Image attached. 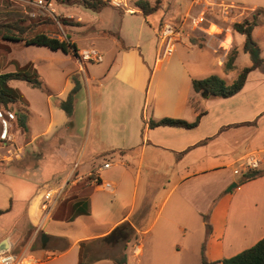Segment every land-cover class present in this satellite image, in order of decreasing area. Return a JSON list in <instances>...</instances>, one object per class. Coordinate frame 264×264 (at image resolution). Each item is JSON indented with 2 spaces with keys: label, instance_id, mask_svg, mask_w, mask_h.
I'll list each match as a JSON object with an SVG mask.
<instances>
[{
  "label": "crops",
  "instance_id": "0c3cea01",
  "mask_svg": "<svg viewBox=\"0 0 264 264\" xmlns=\"http://www.w3.org/2000/svg\"><path fill=\"white\" fill-rule=\"evenodd\" d=\"M169 2L163 0L161 7ZM189 2L200 5L190 6L181 22L162 18L156 28L149 24L155 37L160 25H172L184 43L182 52L174 45V52L160 60L156 48L147 78L146 41L123 23L125 14L142 15L135 4L133 12L119 10V23L104 20L103 16L111 17L113 12H96L98 24L84 27L95 35L96 42L89 48L80 49L71 41L78 60L80 52L92 49L101 54L100 63L110 53L111 60L102 69L84 68L79 61L80 89L72 117L58 121L50 117L41 133L29 134L27 145L40 136L59 137L60 169L0 168L1 174L17 182L18 190L28 188L22 220L25 233L2 238L0 243L5 240L6 248L1 249L31 258L32 264H77L81 243L105 251L123 242L126 246L128 238L140 235L143 241L132 247L133 256L138 257L143 248L153 245L154 238L176 232L183 238L196 237L198 244L204 242L206 261L215 262L264 238V174L240 182L246 172L243 158L255 157L258 166L251 170H264V69L250 71L241 90L229 98L204 99L195 94L192 79L216 75L230 84L236 78L242 69L237 68V57L234 69L225 72V56L215 49L222 44L234 48L238 56L244 36L240 34L243 39L237 45L236 32H225L206 16L204 10L211 0ZM79 14L81 26L85 23ZM189 16L200 21L197 27L191 25ZM211 26L218 30L210 32ZM227 35L230 41L225 46ZM252 37L262 56L264 23L258 24ZM97 42L109 44L96 48ZM202 56L206 66L200 63ZM72 86L67 77L58 100H64ZM57 102L53 110L58 108ZM199 112L204 114L191 129L148 126L150 121L165 118L191 123ZM105 163L107 168L102 167ZM105 183L110 189L103 187ZM59 186L63 189L57 204L43 214L42 191ZM21 194L17 193L15 202L21 201ZM38 234L42 245L32 249ZM116 235L118 239L113 241ZM21 243L23 247L16 248ZM122 252L103 255L95 264H127Z\"/></svg>",
  "mask_w": 264,
  "mask_h": 264
},
{
  "label": "rangeland",
  "instance_id": "374dc122",
  "mask_svg": "<svg viewBox=\"0 0 264 264\" xmlns=\"http://www.w3.org/2000/svg\"><path fill=\"white\" fill-rule=\"evenodd\" d=\"M139 1L148 2L151 6L155 3V0H127L128 6L132 8ZM189 1L193 0H170L168 5L162 8L163 0H161L159 8L152 14L147 15L146 18L142 15L141 17L139 14H123V23L130 26L133 35L139 34L140 39L144 42L146 41L148 51L145 66L147 70L146 78L152 71L153 58L151 54L157 48V39L151 33L149 24L153 28H156L162 18L165 22L169 23L181 22L186 15L185 13L189 10L188 8L192 5L193 8L199 4L192 3L191 5ZM211 1L213 3L206 5L209 9L204 10L206 16L218 24L219 27H222V29L228 28L230 33H232L231 25L234 22H251L256 18L258 24L260 22L264 23V0ZM71 2H74V0H0V24L10 22L18 26L26 27L25 34L44 32L60 40L72 41L80 49L89 48L91 46L90 44L96 41L93 39L95 35L92 36L86 29L89 26L98 24L97 14L91 10L82 8L76 2ZM108 7L113 9H108ZM103 9L105 11L102 14L113 12L111 17L108 15L103 16L106 22L113 20L114 23H119V16L121 15L119 8L108 5L101 10ZM201 10L203 11V6ZM79 13L82 14L83 23H85L81 26L78 25L79 18L77 15H80ZM185 24L182 25L184 29L187 28ZM216 29V27L211 26L210 32L213 33L218 30ZM242 39L243 36L235 33L237 45ZM182 43H184L183 39L175 40L176 48L180 52H182ZM108 44L97 42L94 46L101 48ZM231 49L233 48H225L220 44L215 49V52L221 55V57H226ZM76 57L71 49L67 53H63L58 50L51 51L42 46H25L23 42H11L0 38V74L8 72L27 73L31 79H37L42 86L41 89L32 88L21 80H15L10 83L11 87H18L22 90L29 107L26 109L25 132L12 119L11 121L9 120L10 118L4 114L7 111L0 108L1 111H4L2 117H0V168L4 166L25 168L40 166L46 171H53L62 167L63 164L60 156L62 146L59 137H51V135L40 136L38 139H34L30 145H27V142L30 133L35 135L45 129L50 117H52L53 121H58L59 118H65L62 110L58 108L53 110L52 107H54V103L60 98L57 94L62 90L66 78L68 77V80H71L70 75L75 72L78 74L77 78L81 76V72L78 71L79 61L84 68L97 67L102 69L107 67L112 53L103 56L101 63L86 62L81 60L80 57L79 60ZM262 57L264 58V50ZM206 62L205 57L202 56L200 63L205 64ZM250 63L249 56L243 51H240L236 59L237 68L246 67ZM159 69L160 67L157 70ZM221 75L223 77V73ZM22 107L23 105L21 104H15L13 105V110ZM78 110H80V107ZM23 112L25 113V111ZM76 117L79 121L81 120L82 116L80 111H78V116ZM4 129H6L7 135L5 139H2L1 135ZM81 129V126H79L80 132ZM100 159L102 160V158ZM24 189L18 190L17 182L15 183L12 179H8L0 173V211L12 208V211L9 212L8 210L0 214V241L4 237L13 236L14 232L25 233L26 229L22 224V220L26 204L25 199L27 197L24 192L28 188L26 190ZM18 192L22 193V199L21 201L15 202ZM45 229H50V224ZM58 229L62 230L63 227L59 226ZM116 239H118L117 235L113 238V241ZM196 240V237L183 238L176 232L170 236L154 238L153 245L150 248L149 246L143 248L138 257L133 256L132 247L143 241L140 235L128 238L125 241L126 246H124L123 242L113 248H106L105 251H102L99 247L94 248L86 244L83 247V261L85 264H95L103 255L111 257L119 255L123 251L121 257L126 260L127 264L129 261L130 264H202L203 261H206L204 248L202 247L204 242L198 244ZM41 245L40 235L38 234L30 248H38ZM19 246L16 248H22L23 243Z\"/></svg>",
  "mask_w": 264,
  "mask_h": 264
},
{
  "label": "trees",
  "instance_id": "16d2710c",
  "mask_svg": "<svg viewBox=\"0 0 264 264\" xmlns=\"http://www.w3.org/2000/svg\"><path fill=\"white\" fill-rule=\"evenodd\" d=\"M82 8L98 12L102 8L110 5L107 0H74ZM71 2V3H74ZM161 4V0H155L154 5H150L148 2L139 1L135 4L143 17L155 12ZM258 26V21L253 19L251 22L243 21L241 23L234 22L231 25L233 32L244 36V43L242 50L249 56L250 65L243 67L237 74L236 78L227 84L222 78L216 75H210L201 79H192V89L195 94L201 98H229L238 93L244 85L248 73L256 68L264 69V58L261 56V50L256 41L252 37L253 30ZM26 27L18 26L8 22L7 24H0V38L11 42H23L25 46L34 45L42 46L50 49L51 51H62L67 53L70 49L74 55L77 56V50L73 43L68 40H60L56 37L47 35L44 32H33L31 34H25ZM237 57V51L233 48L227 53L223 62V69L225 72L234 69V62ZM15 80H21L26 82L32 88L41 89V83L37 79H31L27 73L8 72L0 74V108L13 114L16 125L23 131H26L25 121L27 118L26 107L28 106L23 94L17 89L10 86V82ZM72 88L68 92L64 100H58L57 106L62 110L67 118H71L73 115V108L75 97L80 89V82L77 76L71 77ZM21 104L22 108L13 110V105ZM25 109V110H24ZM25 111V113L23 112ZM203 112H199L195 120L188 123L180 119L165 118L159 121H150L149 127L158 126H173L191 129L197 126L200 117ZM264 174V170H247L242 174L240 182L254 179ZM7 211V210H5ZM5 211H0V214ZM83 247L84 243L80 244L79 258L77 264H85L83 261ZM124 264L123 262H117V264ZM264 264V238L256 242L253 246L237 253L236 255L225 258L215 262L203 261L202 264Z\"/></svg>",
  "mask_w": 264,
  "mask_h": 264
},
{
  "label": "built area",
  "instance_id": "2783aa9c",
  "mask_svg": "<svg viewBox=\"0 0 264 264\" xmlns=\"http://www.w3.org/2000/svg\"><path fill=\"white\" fill-rule=\"evenodd\" d=\"M110 5L113 7L119 8L124 12H133V9L128 6L127 0H107ZM202 16V14H201ZM190 23L194 27H197L200 21L196 17L189 16ZM225 32H229V29H225ZM179 38V31L176 30L172 25L168 23H164L159 26L156 32L157 39V50H156V59H164L170 56L174 52L175 40ZM79 57L81 60L86 62H95L98 63L101 61L102 56L96 50H85L80 52ZM4 111L0 110V117H2V113ZM10 119L13 120L14 116L10 112H4ZM7 135L6 129L2 132L1 138L5 139ZM242 167L245 170L255 169L258 166V160L253 156H247L242 159L241 163ZM109 166L108 163L103 164V168H107ZM103 187L106 189H110V185L108 183L103 184ZM63 187L59 186L57 188H47L41 193V211L43 214L47 215L53 209V207L57 204L58 199L60 198V194ZM33 260L23 255H15L9 252L7 249H0V264H32Z\"/></svg>",
  "mask_w": 264,
  "mask_h": 264
},
{
  "label": "water",
  "instance_id": "95a60500",
  "mask_svg": "<svg viewBox=\"0 0 264 264\" xmlns=\"http://www.w3.org/2000/svg\"><path fill=\"white\" fill-rule=\"evenodd\" d=\"M234 186H235V183L232 184V187H234ZM229 190H230V188H228V191ZM1 247L6 248V242H5V240L0 243V249H1Z\"/></svg>",
  "mask_w": 264,
  "mask_h": 264
},
{
  "label": "bare ground",
  "instance_id": "6f19581e",
  "mask_svg": "<svg viewBox=\"0 0 264 264\" xmlns=\"http://www.w3.org/2000/svg\"><path fill=\"white\" fill-rule=\"evenodd\" d=\"M229 41H230V38H229V36H228L227 39H226V41H224V45L227 46L228 43H229Z\"/></svg>",
  "mask_w": 264,
  "mask_h": 264
}]
</instances>
